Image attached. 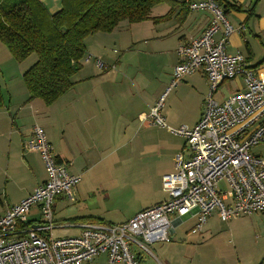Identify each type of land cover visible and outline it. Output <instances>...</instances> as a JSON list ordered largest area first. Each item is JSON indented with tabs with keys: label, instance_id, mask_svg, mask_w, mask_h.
Masks as SVG:
<instances>
[{
	"label": "built area",
	"instance_id": "2783aa9c",
	"mask_svg": "<svg viewBox=\"0 0 264 264\" xmlns=\"http://www.w3.org/2000/svg\"><path fill=\"white\" fill-rule=\"evenodd\" d=\"M184 2L191 11H211L212 18L200 35L178 45L180 59L163 95L185 76L203 72L208 91L200 118L192 126H168L161 114L162 97L141 116L184 138L173 170L161 177L167 198L124 222H86L78 235L52 236L54 198L72 201L80 175L67 171L43 128L34 124L24 148L39 152L47 178L0 215V264H84L98 254L109 262L140 264V254L151 244L171 241L183 215L195 217L191 233H197L214 208L222 220L264 212V68L248 65L240 51H226L230 34L242 27L227 20L216 0ZM239 75L243 85L218 101L214 96L221 85ZM258 145L263 147L259 153L251 152ZM221 181L223 190L218 188ZM34 206L39 219L30 225L28 213Z\"/></svg>",
	"mask_w": 264,
	"mask_h": 264
},
{
	"label": "crops",
	"instance_id": "0c3cea01",
	"mask_svg": "<svg viewBox=\"0 0 264 264\" xmlns=\"http://www.w3.org/2000/svg\"><path fill=\"white\" fill-rule=\"evenodd\" d=\"M38 1L43 4L49 13H54L61 7V0ZM182 1H178L177 7H175L171 17L166 21L158 23H154L152 20H144L137 23L122 21L110 32H96L88 36L85 39V45L86 55L91 56L90 60L82 62L80 70L74 75V85L50 105L43 104L42 100L38 98L28 99L29 95L25 86H21L19 91L15 92L12 86L7 87L8 98L4 100V105L0 106V215L9 206L18 203L27 196L39 183L47 178L39 152L36 150L28 151L24 148L26 140L33 136V125L30 128L16 123L17 119L24 116V112L27 109L34 114L35 123L38 121L39 126L44 129L45 133L47 132L46 137L53 147L57 159L66 164V169L71 174H78L81 177L82 172L85 173L89 168H87L86 164H145V153L151 145L129 147L124 143L121 147H113L115 143L113 138L119 136L121 131H127V127L119 124V119L126 118L131 110H135L138 120H140L139 118L143 114H147L152 106L150 101H146L144 106L142 104L145 86L151 80V76L148 73V70L152 67L148 58L149 54L163 51L160 46L167 39H173L175 40L173 66L180 59L177 53L178 45L200 35L211 20V11H191ZM219 1L238 4L244 10H229L225 12L227 20L234 27H242L241 30H235L230 34L225 47L226 51H240L243 53L248 65L258 66L257 60L260 57H257V49L252 39L259 40L264 46V0ZM252 5H254L253 11L248 13L246 10L250 9ZM169 8L168 4L160 3L152 7L150 14L151 16H160L165 14ZM253 36L256 38H251ZM141 45L144 46L143 50L137 49V46ZM121 52H124L123 55L118 57ZM128 53L138 57L136 58L137 78L134 75L130 76V67L122 64V60ZM261 54H264V50ZM142 55L143 57H141ZM94 58L101 60L104 66H97ZM172 66L169 70V76H171ZM256 68H264V64ZM23 71L25 69L19 70L21 77ZM194 75L199 76L200 79L202 78L203 82L198 83L199 77H194ZM187 76L193 82V86L197 84L201 88L199 100L195 106L198 115L197 120L194 122L195 124L202 112L199 107L201 108L204 99L203 95L207 92L208 83L204 73L201 71ZM135 105H138L137 109H135ZM56 127L61 128L62 131L58 135L54 133ZM178 146L165 148L170 150L171 159L170 164H165L161 169V177L163 174L173 170L174 157L184 147V142L180 148ZM260 148L262 149L263 147ZM18 164H24L31 171V182L21 185L19 191L16 189L8 191L9 181H13L18 170ZM78 184L73 190L74 199L72 201L64 196H56L54 198V213L62 211L69 204L73 205L75 203V195L77 193L78 196L81 194L79 193ZM166 198L167 195L164 193V195L156 196L153 200L143 202L128 219L139 210ZM54 213L52 235L56 229L71 231L65 235L54 237L78 235L82 230V224L90 222L79 219L89 216L88 214L76 215V213L69 217V221H64L65 215L56 217ZM258 213L264 215V212ZM38 219L39 209L34 206L28 213V221L32 225ZM188 220L191 225L189 226V231L187 230V235L191 234V226L195 222V217L188 216ZM97 222L107 223L103 220ZM202 230L203 227L197 233H201ZM175 233L176 227L173 237ZM152 245L149 246V251L140 254V264H144L146 254H151V248L156 252L158 246L161 247L162 243L155 246ZM103 255L107 258L105 254H98L84 264H99L100 256ZM109 264L123 263L109 262ZM165 264L174 263L165 261Z\"/></svg>",
	"mask_w": 264,
	"mask_h": 264
},
{
	"label": "rangeland",
	"instance_id": "374dc122",
	"mask_svg": "<svg viewBox=\"0 0 264 264\" xmlns=\"http://www.w3.org/2000/svg\"><path fill=\"white\" fill-rule=\"evenodd\" d=\"M252 41L257 49V57H260L257 60L259 64L256 66L259 67L264 64V54H261L264 46L259 40L252 39ZM174 44L175 40L169 38L160 46L163 51L149 54L148 58L152 67L148 73L151 80L145 86L142 104L144 106L146 101H150L153 106L162 97L161 114L165 117L167 125L172 127H178L181 124L193 125L198 117L195 106L199 100L200 85L193 86L189 76H186L163 95L172 80L175 65L172 66L175 57ZM143 48V45L137 46V49L143 50ZM123 53L118 54V57ZM35 58V54L32 53L25 60L16 61L5 45L0 42V87L4 100L8 98L7 87L12 86L15 92L24 86L19 70L29 67ZM136 58H138L136 55L128 53L122 60V64L130 67V76L134 75L135 78L138 77ZM171 66V76H169ZM194 77L199 76L194 75ZM197 82L202 83L203 79L199 77ZM242 85L243 77L240 75L227 80L214 97L221 101L225 95L239 89ZM206 94L207 92L203 97ZM137 108L138 105H135V109ZM202 108L201 104L199 110L202 111ZM139 119L135 110H131L126 118L119 119V124L127 127V131L123 130L119 136L113 138L115 140L113 147H121L124 143L129 147L151 145L145 153V164H86L89 168L85 173L82 172L79 184L77 183L81 194L75 195L76 200L73 205L69 204L68 207L56 213L53 210L56 217L65 215L64 221H69V217L76 213V215L88 214L97 216L107 223H119L136 212L143 202L153 200L161 194L164 195L160 171L165 164H170L171 159L170 150L165 148H175L177 145L180 148L184 139L170 132L166 127L150 122L149 119L148 121ZM16 123L30 128L34 124L39 125L38 121L35 123L34 114L29 109L24 112L22 118L16 120ZM61 132V128L54 129L55 135ZM260 147L262 146L251 148V152L258 154ZM29 182H31V171L24 164H18L13 181H9L8 191L11 189L19 191L21 185ZM218 188L225 189V182H219ZM169 215L172 218V215ZM188 216L189 214H186L181 217L182 223L176 225V233L170 242L153 243L152 246L161 243L162 246H158L156 252L151 248V254H146L144 264H165V261L174 264H257L264 256L263 214L254 212L222 220L219 218L217 209L214 208L202 232L187 235L191 225ZM70 232L56 229L52 236H62ZM99 264H109L104 255L100 256Z\"/></svg>",
	"mask_w": 264,
	"mask_h": 264
},
{
	"label": "trees",
	"instance_id": "16d2710c",
	"mask_svg": "<svg viewBox=\"0 0 264 264\" xmlns=\"http://www.w3.org/2000/svg\"><path fill=\"white\" fill-rule=\"evenodd\" d=\"M178 1L61 0L60 9L49 13L38 0H0V42L16 61L35 54V60L22 73V81L28 99L38 98L50 105L74 85V75L87 56L85 39L88 36L110 32L122 21H166ZM216 2L224 13L244 11L235 3ZM160 3L168 4L169 10L163 15L151 16L152 7ZM253 6L246 11H253ZM3 105L4 95L0 87V106ZM79 219L102 221L91 215ZM257 264H264V257Z\"/></svg>",
	"mask_w": 264,
	"mask_h": 264
}]
</instances>
